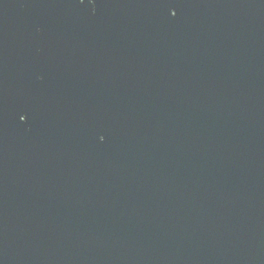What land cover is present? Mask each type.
Listing matches in <instances>:
<instances>
[{
  "label": "water",
  "instance_id": "95a60500",
  "mask_svg": "<svg viewBox=\"0 0 264 264\" xmlns=\"http://www.w3.org/2000/svg\"><path fill=\"white\" fill-rule=\"evenodd\" d=\"M0 264H264V0H0Z\"/></svg>",
  "mask_w": 264,
  "mask_h": 264
},
{
  "label": "snow or ice",
  "instance_id": "6c2138e0",
  "mask_svg": "<svg viewBox=\"0 0 264 264\" xmlns=\"http://www.w3.org/2000/svg\"><path fill=\"white\" fill-rule=\"evenodd\" d=\"M175 15H176V13H175V12H172V16H175ZM25 119H26V118H25L24 116H21V120H22V121H24ZM100 139H101V140L104 139L103 135H101Z\"/></svg>",
  "mask_w": 264,
  "mask_h": 264
}]
</instances>
